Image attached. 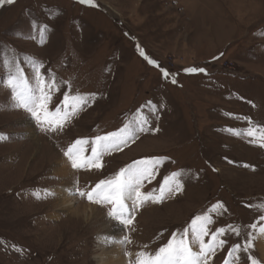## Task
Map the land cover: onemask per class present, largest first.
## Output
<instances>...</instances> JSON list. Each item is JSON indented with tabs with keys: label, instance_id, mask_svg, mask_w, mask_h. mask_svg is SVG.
<instances>
[{
	"label": "rangeland",
	"instance_id": "rangeland-1",
	"mask_svg": "<svg viewBox=\"0 0 264 264\" xmlns=\"http://www.w3.org/2000/svg\"><path fill=\"white\" fill-rule=\"evenodd\" d=\"M192 67L206 71H185ZM37 69L45 84L54 83L45 89L51 97L44 109L49 118L57 109L61 116L69 112L55 132L19 107L8 85L14 77L38 95ZM79 97L87 102L73 113L68 105ZM145 117L143 131L101 156V168L85 164L72 167L70 176L57 173L68 148L80 147L78 139L85 141L80 156L87 161L96 136L125 124L136 128ZM249 128L257 130L253 136L247 135ZM260 129L264 0L0 4V264H113L109 253L118 237L126 264H135L137 253H154L205 213L213 220L210 232L226 229L219 237L225 245L207 264H225L226 258L228 264H251L249 258L264 264ZM144 158L160 163L142 191L158 192L173 173H179L180 190L136 207L130 225L109 217L111 205L76 194L77 188L87 193ZM60 186L76 197L72 206L62 205ZM86 205L101 213L88 221L69 215ZM214 205L222 207L213 211ZM237 227L239 236L230 230ZM116 229L120 234H111L107 246L100 242ZM234 244L240 250L229 257Z\"/></svg>",
	"mask_w": 264,
	"mask_h": 264
},
{
	"label": "snow or ice",
	"instance_id": "snow-or-ice-1",
	"mask_svg": "<svg viewBox=\"0 0 264 264\" xmlns=\"http://www.w3.org/2000/svg\"><path fill=\"white\" fill-rule=\"evenodd\" d=\"M12 3L13 0H0V4ZM81 3L92 4L93 0H80ZM143 54V53H142ZM155 63V61H150ZM164 75L169 73L166 70ZM186 72H205L202 68H187ZM8 85L15 90V98L17 105L24 108L31 113L38 122L43 124L47 122L49 128L55 132L58 128L62 127L66 122L69 112H65L63 116L60 114V110H56L54 117L49 118L48 113L44 111L46 102L50 100V96L46 94V88L51 90L54 87V83L45 84V80L42 78L39 69H37V89L38 95L27 85L26 82L18 83L14 77L8 79ZM69 97L65 95L64 100L67 104ZM84 97L73 98V103L68 105L71 112H75L76 105L83 106L86 104ZM44 113V121L40 120L41 113ZM136 128L125 124L117 131L109 132L103 136H96L95 141L91 147V159L83 160L80 156V152L83 151L84 140H77L75 145L80 147L70 146L65 155L71 160V166L73 168H81L88 164L95 168H101L100 163L101 156L105 152H110L114 149H120L123 145H126L138 131H143L144 127L149 123L145 117L136 122ZM47 131L48 129H44ZM257 130L249 128L247 135L253 136ZM238 134V133H237ZM261 137L264 138V129H260ZM160 163V158H144L141 160L133 161L131 164L124 168H121L112 179L100 180L91 188L87 193L80 191L78 188L75 190L76 194L84 197L98 204L111 205V211L109 217L120 221L122 224L130 225L132 223V211L147 201H160L166 198L168 194H172L180 190L179 173H173L172 179L169 180L165 177L164 183L160 186L158 192H146L142 191L143 183L145 179L150 178L154 174L156 166ZM128 201H131V209L129 208ZM217 207L222 205H214L213 211ZM264 208V205H261ZM261 220H264V215H261ZM213 223L210 215H196L191 219L190 226L184 227L183 232L179 235L177 232H173L167 243L160 246L154 253H137L135 264H207V260L210 255L214 254L217 249L223 248L226 241L219 239L226 231L225 228H217L215 231L209 229V225ZM252 229H256L255 223L251 224ZM237 236L240 235L239 228H230ZM261 232H264V227L260 228ZM189 234H191V240H189ZM211 235V240L205 242V237ZM251 235V234H249ZM125 242L127 239L125 238ZM193 245L198 246V250H193ZM250 245H246L244 251ZM240 250L239 244L232 245V248L228 251V256L231 257L234 253ZM251 264H258L257 260L249 258ZM225 264H228L226 258Z\"/></svg>",
	"mask_w": 264,
	"mask_h": 264
},
{
	"label": "bare ground",
	"instance_id": "bare-ground-1",
	"mask_svg": "<svg viewBox=\"0 0 264 264\" xmlns=\"http://www.w3.org/2000/svg\"><path fill=\"white\" fill-rule=\"evenodd\" d=\"M124 152V151H123ZM56 171L59 175L61 176H70L71 174H73V169L71 166V163L69 162V159H63L61 160L60 164H57L56 166ZM58 191H60L61 194V202L62 205H64L65 207L68 206H72L74 204V201L76 200V197H70L69 196V191L68 188H64L63 186H60V188H58ZM76 202V201H75ZM130 202V201H128ZM103 211V210H102ZM101 213V209L95 207V206H90V205H86V208H73L71 209V211H69V215L73 216L76 219H80L81 217H85L86 220H90V219H95L97 217V215ZM73 217H67V218H73ZM77 221V220H76ZM82 221V220H81ZM109 229H111L110 227H108ZM120 231L118 229L116 230H108L107 233L105 235H101V241L102 243H104L105 245L108 243L107 239L111 238V234L115 235H119ZM263 241H262V250L264 252V232H262L261 234ZM119 239H121L120 237H118V239H116V243L113 242V245L111 243V246H113V250L109 253V255L111 256V259L114 260L112 261L113 264H126L125 260L126 258L123 256L122 253V243L121 241H119ZM107 246V245H106ZM104 246V247H106ZM104 255H101L100 258V263H103L104 261Z\"/></svg>",
	"mask_w": 264,
	"mask_h": 264
}]
</instances>
